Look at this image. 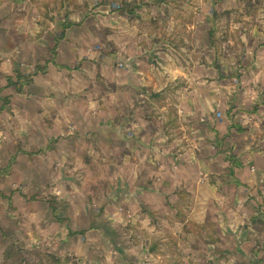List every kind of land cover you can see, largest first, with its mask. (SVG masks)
<instances>
[{
	"label": "crops",
	"instance_id": "obj_1",
	"mask_svg": "<svg viewBox=\"0 0 264 264\" xmlns=\"http://www.w3.org/2000/svg\"><path fill=\"white\" fill-rule=\"evenodd\" d=\"M96 2H9L13 59L0 57V79L15 86L0 92V264L27 254L30 264H235L241 243L242 264H264L263 213L242 210L240 235L230 213L249 202L243 193L264 194V150L242 151V138L264 143V0ZM234 61L237 91L216 67ZM232 93L242 118L216 123ZM227 171L242 203L220 196Z\"/></svg>",
	"mask_w": 264,
	"mask_h": 264
},
{
	"label": "rangeland",
	"instance_id": "obj_2",
	"mask_svg": "<svg viewBox=\"0 0 264 264\" xmlns=\"http://www.w3.org/2000/svg\"><path fill=\"white\" fill-rule=\"evenodd\" d=\"M9 2L11 3V8L13 10L14 9L13 7L16 5V0H0V57H1V59H3L4 57L11 58V55H9L10 52L8 51V47H7V46H9V41L8 40H11V42H12V41H14V38H15L14 29L6 28V27H9L10 24L12 23L11 20H12V18L14 16V13H11V14L9 13V9H8L9 6H10ZM96 3L100 4L101 0H97ZM220 48L221 47L219 45H218V48L216 46V50L219 51ZM234 48L235 47H230V48H227V50L229 52L234 53V52H236V51H234ZM236 50H237V52L242 53L240 51L241 50L240 47H237ZM6 55H9V56H6ZM11 59H13V58H11ZM12 64H13V62H12ZM221 65H225L226 66L225 70L227 69V72H225V76H226L225 84H226V86L230 87V89H232V90L236 89V91H237L238 87H240V85H242L241 84L242 78L240 77L241 73L239 71H237L238 67H239L238 63H236V62L233 63V64L231 62H226L225 64L224 63H221V64L220 63H216V67L217 68L220 67V69H219L220 74H221V71H222ZM239 65H241V62H239ZM14 66L16 67L15 64H13L11 66V69H12L13 72H15V67ZM230 68L232 70H230ZM221 76H223V75H219L217 77L221 78ZM235 79H236V81L239 80V82H235L234 81ZM221 81H222V79H219L217 82L220 83ZM11 86L12 87L15 86V78H13V77H5V79H3V78L0 79V92H2L5 88L11 87ZM152 95H154V94H152ZM235 95H236V93L235 94L232 93L231 95L230 94L226 95V97L224 98V100L226 102V105L224 106V108L220 107V108H218L219 112L216 110L212 114L216 123L221 122L222 119H225V121L227 123L228 122L234 123V121H236V118H237L236 115L238 113H240V112H241V114L238 116V118H242V106L241 105L239 106V105L235 104L237 102ZM167 96H168V98H170V99H168V101H171L172 100L171 98L174 97L173 93H171V92H169L167 94ZM0 99L3 100L4 96H2ZM155 100L157 101V104L162 102V101H159L158 98H155ZM1 106H2V104H0V107ZM3 106H4V104H3ZM237 106H239V107H237ZM4 108H6V107H4ZM171 115H172V117L173 116L179 117V114L177 113V111L176 112L172 111ZM156 119H158V118H156ZM149 121H151V119ZM177 123H178V120H174L172 126H170V127L168 126L167 127V130L165 132H166V135L168 137H170V138L172 137L174 139L175 137L181 135V131L182 130L180 129L181 127L179 125L177 127ZM232 129H233V127L230 126L229 127V131H228V133H229L228 135L230 136V142L231 143H232V141L234 142L239 137L238 136L239 133H237V132L233 133ZM210 130H212V128ZM210 130H208V127L204 128V132L205 133L208 132L210 134ZM184 134H185V136L187 138L190 135L193 136V137L195 136V132H194V130H191V128H189V129L187 128L185 130ZM217 140L220 141L219 136H217ZM216 141L213 142V143L216 144ZM237 143L238 142H236L235 144H237ZM231 145L232 144L228 143L227 147L221 148V149H223L226 152H231L230 154L226 153L227 157L233 156V154H232L233 150H232ZM258 147H262L261 149L263 151L264 150V143H262V146H258V144L254 143V140H251V138H248L247 140L245 138H242V151L244 153L246 151H252V148L258 149ZM218 148L219 147H215L214 151L216 152L218 150ZM154 149H155V147H153V145H151V156L153 155V150ZM210 149H211L210 146H209V148L206 147L205 151L209 152ZM187 150H191V149L187 148ZM185 159L187 161L186 163H190V157L184 158V160ZM151 160L154 163V165H158L157 161L159 159L157 160V159H155V157L152 156ZM169 160H171V159H169ZM172 161H174V158H172ZM261 161H263V162L262 163L259 162V166L258 167H260V168H258V169H264V158H262ZM175 162H177V161H175ZM179 163H181V162L179 161ZM184 163H185V161H184ZM181 166L184 167L185 164H181ZM255 167L256 166L254 164L248 166V168H255ZM222 170H223V168L221 169V172H222ZM182 171H183V168H182ZM221 172H220V176H217V178H219V181L216 182V183H219L220 187H221V191L219 190L220 196L225 197L226 200H227V198L233 199V198L237 197V198L241 199V203H242V186L241 187L238 186L240 184H238V182L236 181L234 173H231V175H230L229 171H227L225 174H221ZM253 175L257 176V174H255V173H253ZM103 176L108 181H111V178H110L111 175L110 174H108L107 177L105 175H103ZM260 186H262V188H264V178H263L262 183H261ZM186 191L187 190H184L182 192V194H185ZM263 191H264V189H263ZM243 194H244L245 198H249V202H247V205H245L242 208V204H241V206L237 207V210H235V208H234L233 211H231V212L230 211H226L225 208L223 209V212H225V213L226 212L234 213V214H232L233 215L232 216V218H233V223L232 224L234 226L233 229L237 230V234L238 235H240V231H242V210H245L246 214L263 213V215H264V209H263L264 208V194L261 193V189H259V190L252 189V190H250V192L247 191V192H245ZM188 195H191V194L188 193ZM252 199H255V201L253 202ZM186 200L189 201L190 198L187 196ZM216 209L220 210V207H217V205H216ZM208 212H209V210H208ZM220 213H222V210L220 211ZM252 223H253V221H252ZM155 224H157V225H154V226L157 227L156 230H158L159 226H158V223L156 221H155ZM160 225H161V223H160ZM156 230L154 231V233L156 235H158V233H157L158 231L156 232ZM229 231L231 232L230 234H232V231L231 230H229ZM237 234H236V237H237ZM154 237L157 238L158 236H154ZM215 239L218 240L219 242H221V240L219 238H215ZM155 240H157V239H155ZM236 240H237V238H236ZM237 241L235 242V245H238ZM183 242H185V241H183ZM241 242H242V240H241ZM5 243H7V242L5 241ZM261 244L264 245V239H263V242H261ZM251 246H254L253 242H252ZM238 247H239V249L235 250L234 254H232V253L230 254V259L232 261L237 262L235 264H242V243L239 244ZM6 256L7 255H5V257L3 259V262H5ZM8 258H9V255H8ZM14 262L15 261L13 260V263ZM23 263L30 264V255L29 254H27L26 256H23Z\"/></svg>",
	"mask_w": 264,
	"mask_h": 264
}]
</instances>
